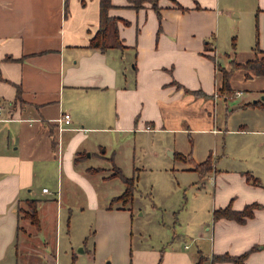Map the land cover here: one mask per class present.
<instances>
[{"label":"crops","instance_id":"0c3cea01","mask_svg":"<svg viewBox=\"0 0 264 264\" xmlns=\"http://www.w3.org/2000/svg\"><path fill=\"white\" fill-rule=\"evenodd\" d=\"M99 1L0 0V264H58L62 230L72 250L74 215L63 206V196L66 203L81 197L94 218L92 253L84 245L79 249L93 264H99L97 241L107 222L122 226L123 239L115 255H105L110 264H212L214 255L247 251L245 264H264V179L225 161L229 135L264 139V76L247 78L243 69L235 70L230 95L217 96L220 68L229 69L232 59L253 58L256 26L264 50V0H158V11L148 2L134 8L128 0H111L108 13L118 19L123 47L105 51L89 47L99 28ZM242 14L245 29H237L235 49L230 42L222 54L219 40L233 35L230 26ZM63 113L70 122L59 126ZM231 117L237 123L228 124ZM107 133L116 148L126 141L122 135L132 148L138 135H168L173 141L167 152L189 163L181 168L189 173L211 160V168L193 181L198 195L182 208L181 237L132 247L134 196L126 205L112 202L124 188L103 202L97 189L101 181L116 180L107 178L112 173L107 161L117 153L115 148L113 157L105 155ZM203 134L222 135L221 155L209 152L198 161L175 143L177 136ZM90 158L97 165L87 166ZM26 200H37L39 229L17 211ZM250 204L260 207L242 223L213 218L217 209L240 211ZM77 228L86 240L90 229ZM49 242L53 255L44 251ZM79 257L71 251V264Z\"/></svg>","mask_w":264,"mask_h":264},{"label":"rangeland","instance_id":"374dc122","mask_svg":"<svg viewBox=\"0 0 264 264\" xmlns=\"http://www.w3.org/2000/svg\"><path fill=\"white\" fill-rule=\"evenodd\" d=\"M244 14L239 24L235 23L231 27L233 35L230 37L228 32L223 34L219 40L218 48L221 53L227 52L230 47L232 38L236 36L237 29L243 32L245 29ZM220 92H217V96L221 97ZM225 96H229L230 94ZM232 100V99H231ZM236 103V102H233ZM232 105V103H229ZM237 116V115H235ZM234 116V118H236ZM229 120L231 123H237V119ZM223 119V118H222ZM93 136L96 133H91ZM100 134V133H97ZM105 134L104 136H107ZM115 135V134H114ZM116 136V135H115ZM120 139H126L122 147L116 148L114 141H110V137L107 136L105 143L107 157H113L111 149H117L116 156L113 157V161H107L110 167L113 164L120 168L122 174L125 177H133L135 179V190H134V204L132 205V247L138 244L149 246L157 243L159 240L164 238H172L177 234L181 237V234L185 231V220L183 216V206L185 201L191 199L194 195H198L196 192L197 188H194L193 181L198 179V173H189L188 171L182 170V167L189 166V163H181L177 160H173L171 155L166 150V144L168 141L171 143L173 140L170 136L165 134H155L149 137L142 138L137 136V142L135 147H131L130 140L127 141L128 137L125 138L123 135ZM191 137H176L175 143L179 147L192 151L191 155L198 161H203L206 155L213 151L220 153L221 155V142H223L222 135L213 137L211 134L193 135ZM195 140V141H194ZM228 143V156L225 161L229 166H235L239 169L249 168L252 173L264 179V139H257L250 135L231 134L227 138ZM104 149V148H101ZM87 160V159H86ZM86 163L87 166H95L99 162L96 158H90ZM221 166H224L221 165ZM112 172V171H111ZM63 190H66V179L63 177ZM98 179V177H96ZM55 182V176L53 177ZM53 182V183H54ZM98 185V182H95ZM48 187H50L48 185ZM125 188V184L122 179L116 178V180L101 183L97 186L101 201L104 198H110L115 195H119ZM40 192V188L38 190ZM201 194V193H200ZM63 196V206L70 207L73 212V228L71 231V241L73 242V248L70 249L69 238L65 235V231L62 230L59 236V256L58 264H71V251L77 256H80L79 260L75 264H93L88 259L86 253H82L79 249L84 246L89 249L92 253L93 240L96 236L95 225H93L94 218L90 215L87 209L86 201H83L81 197L75 196L74 199L68 203L65 202ZM108 200H105V203ZM104 202V201H103ZM107 204V205H108ZM60 207V206H59ZM84 209V210H83ZM83 210V211H82ZM52 212V227L55 229V212L56 210L51 209ZM92 223V224H91ZM85 229H90L86 232L85 239L82 241V237L79 236L81 233L78 225ZM91 224V225H90ZM106 230L100 236L97 241L99 264H110V257L105 255L111 252V256L115 255V247H118L122 242V226L116 225L114 227L113 222H107ZM110 227V228H109ZM98 233V232H97ZM126 234V232H125ZM124 237V233H123ZM179 237L177 239H179ZM79 240V246H74ZM181 240V238H180ZM48 246L44 248V251L50 255L54 253V245L49 242ZM116 245V246H114Z\"/></svg>","mask_w":264,"mask_h":264},{"label":"trees","instance_id":"16d2710c","mask_svg":"<svg viewBox=\"0 0 264 264\" xmlns=\"http://www.w3.org/2000/svg\"><path fill=\"white\" fill-rule=\"evenodd\" d=\"M134 8H139L144 5V3L148 2L151 6L158 11L157 1L158 0H128ZM113 7L111 4V0H100L99 1V28L95 32V34L89 40V47L93 49H99L100 51H105L110 47H123L118 39V28H117V18L109 15V10ZM125 23V22H124ZM127 23V22H126ZM231 46L235 49V37L232 38ZM253 50V58L249 59L245 62H237L232 59L229 62V69L224 67L220 68L222 72V86L220 89V95L225 97L226 94L230 93V85L229 79L233 72L238 69H243L246 73L245 76L247 78H251L253 76H264V50L258 47L257 43V26H256V42ZM194 94H199V92L195 91ZM260 104V101L252 105ZM177 158L185 159V157L175 155ZM110 161H113L110 158ZM211 168V160L207 158L204 162L200 164H196L195 171L201 176L205 170H209ZM112 173L107 178H120L123 180L125 184V189L119 196L115 197L112 202H122L123 205L131 203L133 200V194L135 190V179L133 177H125L122 174L120 168L116 167L114 164L112 166ZM88 171L97 172L99 169L97 168H89ZM25 206L18 207L17 211L22 215L23 218L28 219L30 223L36 228L39 229L40 222L38 218L37 211V200H26ZM260 207L258 204H250L245 206L240 211H234L230 206H227L222 209H217L213 213L214 220L220 218H231L236 221L242 223L245 221L247 217H251L253 215V209ZM249 252H245L238 256H231L227 253L214 255L212 256V264H217L220 262H232L234 264H245V259L248 256ZM202 258H200L201 262Z\"/></svg>","mask_w":264,"mask_h":264},{"label":"built area","instance_id":"2783aa9c","mask_svg":"<svg viewBox=\"0 0 264 264\" xmlns=\"http://www.w3.org/2000/svg\"><path fill=\"white\" fill-rule=\"evenodd\" d=\"M3 117H2V111H1V108H0V120H2ZM59 126H61L62 124H67L70 122V116L68 113H63L61 114L60 118L57 120ZM44 192H46L47 190L46 189H43Z\"/></svg>","mask_w":264,"mask_h":264},{"label":"water","instance_id":"95a60500","mask_svg":"<svg viewBox=\"0 0 264 264\" xmlns=\"http://www.w3.org/2000/svg\"><path fill=\"white\" fill-rule=\"evenodd\" d=\"M87 156H89V154H87Z\"/></svg>","mask_w":264,"mask_h":264}]
</instances>
